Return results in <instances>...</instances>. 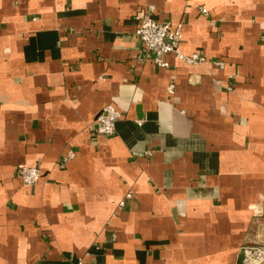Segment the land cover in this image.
I'll list each match as a JSON object with an SVG mask.
<instances>
[{
    "label": "crops",
    "instance_id": "1",
    "mask_svg": "<svg viewBox=\"0 0 264 264\" xmlns=\"http://www.w3.org/2000/svg\"><path fill=\"white\" fill-rule=\"evenodd\" d=\"M150 4L206 60L147 56ZM263 237L264 0H0V264H237Z\"/></svg>",
    "mask_w": 264,
    "mask_h": 264
},
{
    "label": "built area",
    "instance_id": "2",
    "mask_svg": "<svg viewBox=\"0 0 264 264\" xmlns=\"http://www.w3.org/2000/svg\"><path fill=\"white\" fill-rule=\"evenodd\" d=\"M155 5L150 4L149 12L141 18V21L136 30V34L145 48L147 56H152L153 59L162 66H169L170 63L164 58L165 54L175 53L176 57L189 64H198L206 60L205 56L194 52L185 53L180 47L182 37V23L173 25L168 21H160L154 16ZM201 11L208 13L206 7H201ZM215 63L224 66L223 60H215ZM168 91H175V83L168 84ZM123 116L122 112L114 105H105L96 115L92 129L99 134L111 135L116 131V124ZM142 123V120H138ZM73 150H68L61 156L59 165L64 167L67 162L74 157ZM19 176L25 185H34L41 179L42 171L38 165H29L24 163L19 168ZM131 193L126 195L130 198ZM126 199L120 202V206H125ZM240 264H264V237L259 241L243 243L240 247ZM78 264H83L82 259H79Z\"/></svg>",
    "mask_w": 264,
    "mask_h": 264
},
{
    "label": "water",
    "instance_id": "3",
    "mask_svg": "<svg viewBox=\"0 0 264 264\" xmlns=\"http://www.w3.org/2000/svg\"><path fill=\"white\" fill-rule=\"evenodd\" d=\"M237 264H240V260H238Z\"/></svg>",
    "mask_w": 264,
    "mask_h": 264
}]
</instances>
